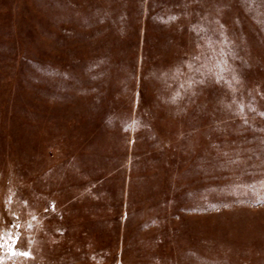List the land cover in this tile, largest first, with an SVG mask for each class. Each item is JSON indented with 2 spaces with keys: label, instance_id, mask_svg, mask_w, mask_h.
Instances as JSON below:
<instances>
[{
  "label": "rangeland",
  "instance_id": "rangeland-1",
  "mask_svg": "<svg viewBox=\"0 0 264 264\" xmlns=\"http://www.w3.org/2000/svg\"><path fill=\"white\" fill-rule=\"evenodd\" d=\"M0 235V264H264V0H0Z\"/></svg>",
  "mask_w": 264,
  "mask_h": 264
},
{
  "label": "snow or ice",
  "instance_id": "snow-or-ice-1",
  "mask_svg": "<svg viewBox=\"0 0 264 264\" xmlns=\"http://www.w3.org/2000/svg\"><path fill=\"white\" fill-rule=\"evenodd\" d=\"M3 240V236L2 235H0V241H2ZM3 243L2 242H0V248H3ZM25 255H27V253H25Z\"/></svg>",
  "mask_w": 264,
  "mask_h": 264
}]
</instances>
